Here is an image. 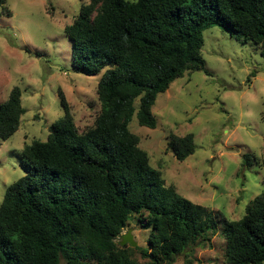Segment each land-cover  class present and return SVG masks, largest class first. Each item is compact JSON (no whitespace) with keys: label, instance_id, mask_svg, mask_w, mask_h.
<instances>
[{"label":"trees","instance_id":"trees-1","mask_svg":"<svg viewBox=\"0 0 264 264\" xmlns=\"http://www.w3.org/2000/svg\"><path fill=\"white\" fill-rule=\"evenodd\" d=\"M211 26L258 45L264 58V0H90L81 6L64 31L73 69L101 74L100 110L93 126L78 132L58 90L63 115L49 125L45 141L23 147L25 173L0 202V264H139L136 253L144 264H172L180 255L192 263L193 246L208 241L217 215L165 184L128 124L135 114L139 125L155 128L158 94L186 72L205 71L203 31ZM23 112L14 86L0 103V139L15 133ZM167 148L183 161L194 152L193 134H170ZM241 166H251L249 155ZM134 216L149 231L146 245H120L116 239ZM223 229L226 264H262L264 191Z\"/></svg>","mask_w":264,"mask_h":264},{"label":"rangeland","instance_id":"rangeland-1","mask_svg":"<svg viewBox=\"0 0 264 264\" xmlns=\"http://www.w3.org/2000/svg\"><path fill=\"white\" fill-rule=\"evenodd\" d=\"M89 2L0 3V103L18 86L24 109L15 133L0 139V202L5 188L25 173L23 147L45 141L49 125L63 115L58 90L78 132L93 126L99 113L96 87L101 74L73 69L71 41L64 31ZM203 36L205 71L186 72L158 94L152 106L155 128L139 125L135 114L128 127L165 184L217 215V228L208 233V241L193 246L191 264H226V221L241 218L247 204L264 191V58L258 45L236 40L218 26L205 29ZM186 133L193 134L194 152L179 161L167 140L170 134ZM244 154L250 167L241 166ZM136 218L121 234L131 229L135 246H145L149 231ZM135 257L144 264L138 253ZM172 264H186L184 256Z\"/></svg>","mask_w":264,"mask_h":264},{"label":"water","instance_id":"water-1","mask_svg":"<svg viewBox=\"0 0 264 264\" xmlns=\"http://www.w3.org/2000/svg\"><path fill=\"white\" fill-rule=\"evenodd\" d=\"M120 245L130 244L132 247L136 245V241L133 240L132 230L129 229L126 233L120 235Z\"/></svg>","mask_w":264,"mask_h":264}]
</instances>
